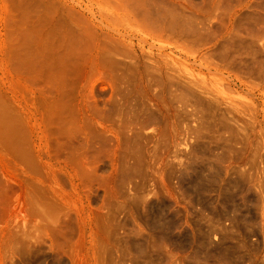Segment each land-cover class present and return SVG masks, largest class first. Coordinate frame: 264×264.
<instances>
[{
    "label": "rangeland",
    "instance_id": "1",
    "mask_svg": "<svg viewBox=\"0 0 264 264\" xmlns=\"http://www.w3.org/2000/svg\"><path fill=\"white\" fill-rule=\"evenodd\" d=\"M0 264H264V0H0Z\"/></svg>",
    "mask_w": 264,
    "mask_h": 264
}]
</instances>
